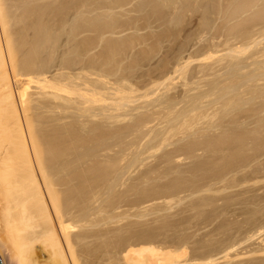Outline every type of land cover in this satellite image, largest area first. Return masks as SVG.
Returning a JSON list of instances; mask_svg holds the SVG:
<instances>
[{
  "label": "rangeland",
  "instance_id": "1",
  "mask_svg": "<svg viewBox=\"0 0 264 264\" xmlns=\"http://www.w3.org/2000/svg\"><path fill=\"white\" fill-rule=\"evenodd\" d=\"M14 1L17 10H14L17 12L14 19L19 24L17 22L14 29L17 32L13 31V36L17 34L14 38L22 40L23 44L14 40V43H19L17 48L23 51V55L24 51L30 54L31 49L32 55L29 56H36L37 65L41 63L40 60L43 62L41 65H46L44 61H47V68L43 66L46 68L44 75L47 80L54 79L58 83L61 78L63 84L68 81L69 85L76 84L81 88L76 89L73 85L69 88L65 83L63 86L72 91L71 95L60 92L63 87L61 85L59 90H53L54 94H62L66 99L60 95L62 100H59L57 94L58 100L56 97L48 98L51 101L47 105L52 106L47 107L49 126L46 131L53 136L60 132L56 137H60L57 139L61 140V147L79 153L77 157L80 158L81 167L92 166L90 168L93 172L89 168L88 172L93 176L92 185L98 190L92 188L94 192L100 191L95 193L96 196L94 194L95 201L97 196L100 198H97L96 209L99 210V201L102 199V203L105 195L109 200H104V204L108 206L109 203L111 206L108 208L102 203L100 209L104 206L105 210L109 209H103V212L109 211L108 218L111 214L114 220L115 217L123 218L118 219L124 225L127 219V226L137 217L138 222L141 215L148 216L144 220L148 219L146 222L149 224L156 225L158 220L164 222H160V225L158 223L160 229L157 227L154 231L156 226L146 225L145 222V227L143 217L141 225L145 228L137 223L135 226L140 225L141 229L136 226L129 231L123 225L124 230L115 229L119 231L117 234L112 227L118 225V221L108 220L103 215L105 213L99 210V214L95 210L97 212L94 211V217L99 218L96 221L107 219V226L113 230L103 233H112L110 237L116 234L112 237L114 239L104 235L114 247L108 246L107 238L95 234L94 252L102 255L100 259L94 253V256L97 255L95 258L100 259L97 262L123 264L124 251L128 245H140L139 242L146 244L145 241L153 244L154 241L155 246L164 250L171 247L174 250L184 248L188 253L186 259L179 260L177 264H197L206 260L211 264H264V0H200L202 3L199 0H194L196 3L193 0ZM244 7L246 10L251 8L254 14L243 10ZM55 24H59L60 28ZM51 25L59 28L57 32ZM48 26L51 27L50 31ZM42 27L46 30L43 33ZM24 44L28 51L23 48ZM29 56L26 54L25 57L29 59ZM31 63L28 64L32 67L30 69L35 70L36 63L33 66ZM64 78L70 79V82ZM34 85L32 92L35 91ZM88 88L92 96L88 95L89 92L85 95ZM79 95H82L81 98ZM66 101L77 102L73 103L80 106L83 104L86 109L78 111L77 108L82 107L73 106L70 102L64 104L72 106L69 112L62 104ZM75 107L77 111L74 112ZM87 108H90L89 111ZM55 111H62L61 116L66 118L58 121L51 119L57 116ZM56 126L61 127L59 132ZM86 162L88 165H85ZM104 165L108 167L105 169ZM100 169L103 173L108 169L105 176L102 173L104 177ZM84 173L81 181L85 178ZM168 201H173L172 205L169 203L171 207H180H167ZM114 205L116 207L112 208ZM126 212L132 220H128L130 218ZM164 212H169L167 216L170 213L173 216L174 213L179 214V218L175 214L173 219L176 221L178 218V221L184 223L175 222L172 216L168 217L169 220L164 217ZM122 213L127 217L124 218ZM99 215L106 219L103 220ZM150 218L155 222L150 220L151 223ZM109 221L116 223H111L112 226ZM171 221L173 224H170ZM105 222H99L104 225L101 228L99 223L94 228L107 227ZM122 222L119 223L120 228ZM119 226L116 228L119 229ZM150 227L155 228L150 230ZM157 233L167 235L164 238V234L158 236ZM104 242L108 243L109 248L105 247Z\"/></svg>",
  "mask_w": 264,
  "mask_h": 264
},
{
  "label": "bare ground",
  "instance_id": "2",
  "mask_svg": "<svg viewBox=\"0 0 264 264\" xmlns=\"http://www.w3.org/2000/svg\"><path fill=\"white\" fill-rule=\"evenodd\" d=\"M167 1V0H166ZM197 1V0H196ZM213 1V0H212ZM254 1V0H253ZM262 1V0H261ZM185 2V1H184ZM193 2H195L193 0ZM200 2V0H199ZM197 2V3H199ZM204 2V1H203ZM14 3H16L14 0H0V264H113L112 262H97V255L98 253H96V251L94 252L95 248H94V239H96L95 237H97L96 235H110L107 232L109 230H112L111 227L109 228L108 225V221L107 219L112 221L113 219V215H109L108 216V212L107 209L111 206L108 203L105 205L104 204V200L108 202V197L104 195V197H107L104 199L103 198V205H105L106 207H108L105 210V206L103 207V209L105 210L103 212V209L101 210L100 207L102 208L103 205H101V200L99 201V210H101L104 215V217L106 216V218H102L103 216H101V218L106 221L104 224H106L107 227L100 229L102 226L99 222H104L102 220H97L98 217H94V211L98 210L95 207L98 203H97V198L100 199L98 196L96 199V201L94 200V194L96 192H94V189H97V187L93 184V181H91V179L93 178V176L91 177V173H89V169L90 171H92V166H86L84 167L86 171H84V168L81 167L82 165L79 164L80 162V158H78L77 156H79L77 154L76 151H71L70 149H64L63 147H61V140L59 141L60 137H56L57 134H59V129L61 127L56 126V129L58 130L59 133H55L56 135H48V132L46 131V128L49 126L48 122L49 120H47L49 117H47V103L51 100L48 101L49 99L55 98L60 100L61 98H63L62 94L61 98L60 95H58V93L56 92L54 94L53 90H59L58 88L62 87L64 84L61 81V78L59 81H57L58 83L54 82L50 79V81L54 82V84L52 82H50L49 80H47V76L44 75L45 69L47 68V61H44L46 59H44L45 57L43 56V61L44 63L46 62V68H43V64L41 65L42 60H40V58H38L37 60H40L41 63H38L37 65V61H36V56L33 55L35 57H31L29 56L31 54V51L29 50L30 54L26 51H24V55H23V51L20 48H17V46L20 44H22V40L19 41L18 39H15L17 37L14 38V36H16L17 34H14L15 26L17 25V22L15 21L16 18L15 17V12L14 10H16ZM187 3V1H186ZM196 3V2H195ZM202 3V1L200 2ZM199 3V4H200ZM256 3V2H255ZM118 4V3H117ZM169 4V3H168ZM191 4V3H190ZM194 4V3H193ZM188 5V4H187ZM195 5V4H194ZM193 5V6H194ZM197 5V4H196ZM239 5V4H238ZM242 5V4H241ZM250 5V4H249ZM247 5V8L248 6ZM257 5V4H255ZM169 6V5H168ZM172 6V4H171ZM198 6V5H197ZM201 6V5H200ZM209 6V5H208ZM207 7V6H206ZM213 7V6H212ZM243 7V6H242ZM189 8V6H188ZM202 8V7H201ZM234 8V7H233ZM239 8V7H238ZM241 8V7H240ZM250 8V7H249ZM197 9V8H196ZM205 9V7L203 8ZM236 9V8H235ZM251 9V8H250ZM246 10V8L244 7L243 10L251 11V10ZM262 9V8H261ZM147 10V9H146ZM149 10V9H148ZM210 10V9H209ZM230 10H232L230 8ZM229 10V12H230ZM256 10V9H255ZM258 10V9H257ZM263 10V9H262ZM17 11V10H16ZM79 11V10H78ZM199 11V8H198ZM235 12V10H233ZM237 11V10H236ZM238 11H240L238 9ZM253 11V10H252ZM251 11V13H252ZM204 12V10H203ZM202 12V14H203ZM207 12V11H206ZM217 12V11H215ZM242 12V11H241ZM246 12V13H247ZM259 13V10L257 11ZM261 12V10H260ZM263 12V11H262ZM209 13V12H208ZM227 13V12H226ZM232 13V12H231ZM229 13V14H231ZM238 13V12H237ZM249 13V12H248ZM247 13V14H248ZM257 13V14H258ZM241 14V13H240ZM244 14V12H243ZM254 14V13H252ZM204 15V14H203ZM234 15V14H232ZM231 15V17H232ZM239 15V14H238ZM246 16V15H245ZM250 16V15H248ZM247 16V17H248ZM213 17V16H211ZM225 17V16H224ZM242 17V15H241ZM240 17V18H241ZM246 17V18H247ZM260 17V16H259ZM263 17V16H261ZM229 18V17H228ZM249 18V17H248ZM257 18V17H255ZM264 18V17H263ZM14 19V21H13ZM212 19V18H211ZM224 19V18H223ZM250 19V18H249ZM254 19V17H253ZM238 20V19H237ZM248 20V19H247ZM246 20V21H247ZM255 20V19H254ZM260 20V19H259ZM207 21V20H206ZM212 21V20H211ZM216 21V20H215ZM226 21V20H224ZM234 21V20H233ZM14 22V23H13ZM59 22V21H58ZM68 22V21H67ZM205 22V21H204ZM208 22V21H207ZM206 22V23H207ZM210 22V20H209ZM221 22V21H220ZM231 22V21H230ZM245 22V21H243ZM16 23V24H15ZM61 23V22H60ZM238 23V22H237ZM240 23V22H239ZM19 24V22H18ZM215 24V23H214ZM56 25V24H55ZM42 25L38 26L41 27ZM59 27V24L56 25ZM74 26V25H73ZM76 26V24H75ZM74 26V27H75ZM90 26V25H89ZM203 26V25H202ZM232 26V25H231ZM239 26V25H237ZM242 26V25H241ZM52 29L55 28V26L51 25ZM50 27V28H51ZM208 27V26H207ZM206 27V28H207ZM211 27V24H210ZM248 27V26H247ZM42 33L45 28L42 27ZM48 26L47 29H49V31L51 30ZM60 28V27H59ZM59 28H55L54 30L57 32V30ZM64 28V27H63ZM241 28V27H240ZM57 29V30H56ZM71 29V28H70ZM73 29V28H72ZM231 29V28H230ZM238 28H236L237 30ZM33 30V29H32ZM76 30V29H75ZM239 30V29H238ZM14 31V32H13ZM40 30L38 29V32ZM54 31V33H56ZM48 33V32H47ZM242 33V32H241ZM123 34V33H122ZM244 34V33H243ZM47 35V34H46ZM56 35V34H55ZM58 35V34H57ZM235 35V34H234ZM233 35V36H234ZM49 36V35H47ZM38 37V36H37ZM43 37V36H42ZM41 37V38H42ZM22 38V37H21ZM44 38V37H43ZM46 38V37H45ZM202 38V37H201ZM200 38V39H201ZM231 38V37H230ZM239 38V37H238ZM67 39V38H66ZM255 39V38H253ZM19 41V43H14L15 41ZM45 40V39H44ZM47 40V39H46ZM50 40V39H48ZM75 40V39H74ZM24 41V40H23ZM41 41V39H40ZM198 41V40H197ZM251 41V38H250ZM37 42V41H36ZM118 42V41H117ZM131 42V41H130ZM252 42V41H251ZM250 42V43H251ZM255 42V41H254ZM26 43V42H24ZM29 42H27L28 44ZM39 43V42H38ZM43 44L45 42H42ZM41 43V46H42ZM16 44V45H15ZM26 44V45H27ZM37 43H35L36 46ZM48 44V43H46ZM51 44V43H50ZM54 44V43H53ZM123 44V43H121ZM225 44V43H224ZM23 45V44H22ZM39 45V44H38ZM52 45V44H51ZM22 48V46H19ZM34 47V46H33ZM40 47V46H39ZM43 47V46H42ZM41 47V48H42ZM47 47V46H46ZM50 47V46H49ZM238 47V46H237ZM236 47V48H237ZM248 47L250 48V45H248ZM248 47H246L247 49H249ZM23 48H28L24 47ZM30 48V47H29ZM40 48V53L43 54V52L41 51ZM215 48V47H212ZM240 48V47H239ZM243 48H245V46H243ZM245 48V49H246ZM18 49V50H17ZM34 49V48H32ZM39 49V48H38ZM44 49V48H43ZM53 49V48H52ZM55 49V48H54ZM124 49V48H123ZM219 49V48H218ZM244 49V51H245ZM22 52V55H20ZM24 50V49H23ZM36 50V47H35ZM51 50V49H50ZM58 50V48H57ZM56 50V51H57ZM118 50V49H117ZM192 50V49H191ZM232 50V49H231ZM234 50V49H233ZM240 50H242L240 48ZM28 51V49H27ZM39 51V50H38ZM77 51V50H76ZM236 51V50H235ZM34 52V51H33ZM32 52V53H33ZM54 52V51H53ZM75 52V51H74ZM73 52V53H74ZM234 52V51H233ZM238 52V51H236ZM246 52V51H245ZM20 53V54H19ZM39 53V52H38ZM76 53V52H75ZM74 53V54H75ZM224 53V52H223ZM222 53V54H223ZM240 53V52H239ZM242 53V52H241ZM244 53V52H243ZM29 56L28 58L30 59V57L32 59H30L31 61H29V59H27L25 56ZM66 54V53H65ZM238 54V53H237ZM32 55V54H31ZM40 55V54H39ZM38 55V56H39ZM45 55V54H44ZM67 55V54H66ZM108 55V54H107ZM23 56V57H22ZM41 56V55H40ZM47 56V55H46ZM105 56V55H104ZM111 57V55H110ZM263 57V56H262ZM49 58V57H48ZM116 58V57H115ZM188 58V57H187ZM264 58V57H263ZM27 59V60H26ZM33 59L35 60L33 62ZM42 59V56H41ZM105 59V58H104ZM200 59V58H199ZM68 60V59H67ZM108 60V57L107 59ZM33 65L38 66L37 69H39V67L43 68V69H39V71H35L36 69V65H35V70L33 68L30 69L29 67V62ZM38 61V62H40ZM70 61V60H68ZM74 61V60H73ZM109 61V60H108ZM106 61V62H108ZM250 61V60H249ZM224 62V61H223ZM69 64V62H67ZM91 63V62H90ZM222 63V62H221ZM50 64V63H49ZM72 64V63H71ZM74 64V63H73ZM253 64V63H252ZM51 65V64H50ZM49 65V66H50ZM65 65V64H64ZM182 65V64H181ZM251 65V64H250ZM66 66V65H65ZM68 66V65H67ZM62 67V66H61ZM64 67V66H63ZM62 67V68H63ZM75 67V66H74ZM212 67V66H211ZM32 68V67H31ZM83 68V67H82ZM90 68V67H88ZM257 69V68H256ZM49 70V69H48ZM83 69H81L82 71ZM89 70V69H88ZM91 70V69H90ZM89 70V71H90ZM35 71V72H34ZM92 71V70H91ZM259 71V70H258ZM47 72V70H46ZM239 72V71H238ZM237 72V73H238ZM49 73V72H48ZM88 73V72H87ZM46 74V73H45ZM77 75V74H76ZM63 76V75H62ZM81 76V75H80ZM228 76V75H227ZM52 77V76H51ZM76 77V76H75ZM90 77V76H89ZM103 77V76H102ZM168 77V76H167ZM238 77V76H237ZM49 78V76H48ZM78 77H76V79H78ZM84 78V76H83ZM106 78V77H105ZM63 79V77H62ZM65 79V78H64ZM235 79V78H234ZM57 80V79H55ZM65 80H69L70 79H65ZM61 81V84H60ZM86 84V81H84ZM32 84H35L34 86V90L32 92L33 86ZM53 84V85H52ZM223 84V83H222ZM61 85V86H60ZM67 87L69 85V83L66 84ZM73 86L77 87L76 89H79L78 86H76V84H72ZM69 85V88L72 86ZM88 85V83H87ZM90 85V83H89ZM95 85V84H94ZM122 85V84H121ZM60 86V87H59ZM65 86V85H64ZM62 87V89L60 90V92H65L66 94L68 93L69 95L70 92H72L71 90H68L67 87ZM81 86V85H80ZM92 86V85H91ZM32 87V88H31ZM104 87V86H103ZM102 87V88H103ZM106 87V86H105ZM149 87V86H148ZM218 88V87H217ZM52 89V91H51ZM81 89V88H80ZM79 89V90H80ZM87 89V88H86ZM92 89V87L90 88ZM104 89V88H103ZM48 90H50L48 92ZM73 90V88H72ZM83 90V89H82ZM102 90V89H101ZM144 90V89H143ZM231 90V89H230ZM77 91V90H76ZM91 92V90L85 92V95H87L86 93ZM59 92V91H58ZM78 92V91H77ZM76 92V93H77ZM82 93H84L83 91H81ZM89 92L88 95H91ZM114 92V91H113ZM75 93V92H74ZM72 93V94H74ZM81 93V94H82ZM94 93V92H93ZM126 93V92H125ZM58 96H57V95ZM64 94V93H63ZM67 94V95H68ZM53 95V96H52ZM55 95V96H54ZM84 95V94H83ZM94 95V94H93ZM117 95V94H116ZM244 95V94H243ZM49 96V97H48ZM66 96V95H65ZM82 96V95H81ZM81 96L79 95V97L81 98ZM92 96V95H91ZM90 96V97H91ZM52 97V98H51ZM89 97V96H88ZM89 97V98H90ZM94 97V96H93ZM98 97V96H97ZM112 97V96H111ZM69 98V97H67ZM57 99V100H58ZM63 99H66V97H64ZM71 99V98H70ZM79 99V98H78ZM84 98H82V102ZM86 99V98H85ZM107 99V98H106ZM206 99V98H205ZM229 99V98H228ZM62 100V99H61ZM75 100V98H74ZM95 100V99H94ZM93 100V101H94ZM103 100H105V98H103ZM55 101V100H54ZM81 101V100H79ZM88 100H86L85 102H87ZM63 102V101H62ZM73 106H80L78 104H74L77 102H72L70 101ZM69 102V103H70ZM95 102V101H94ZM68 103L67 101L65 103H62L65 110H67V108L72 109L71 107H67L64 104ZM68 103V104H69ZM80 103V102H79ZM60 104V103H58ZM61 104V105H62ZM82 104V103H81ZM86 104V103H85ZM93 104V103H92ZM96 104V102H95ZM89 104H87L88 106ZM94 105V104H93ZM144 105V104H143ZM142 105V106H143ZM165 105V104H164ZM231 105V104H230ZM52 106V105H50ZM49 106V107H50ZM56 106V105H54ZM53 106V107H54ZM58 106V105H57ZM85 106V105H84ZM106 106V104H105ZM62 107V106H60ZM75 107V111H77L78 109H81L82 111H84L83 109V104L80 106L82 108H77ZM93 107V106H91ZM90 107V108H91ZM104 107V106H103ZM116 107V106H115ZM119 107V105H118ZM51 108V107H50ZM77 108V110H76ZM89 108V109H90ZM49 109V108H48ZM52 109H56V108H52ZM51 109V110H52ZM57 109L59 110V108L57 107ZM61 109V108H60ZM70 109L68 110L70 112ZM74 109V108H73ZM89 109L87 108V111H89ZM108 109V107H107ZM117 109V108H116ZM155 109V108H154ZM50 110V109H49ZM48 110V111H49ZM103 110V109H102ZM105 110V108H104ZM103 110V111H104ZM118 110V109H117ZM138 110V109H137ZM141 110V109H140ZM161 110V109H160ZM63 111V110H62ZM61 111V112H62ZM67 111V113H69ZM72 111V110H71ZM80 111V110H78ZM81 111V112H82ZM86 111V110H85ZM166 111V110H165ZM210 111V110H209ZM57 112V116H55V118H51V119H56L58 120H64L63 118L66 116H61V112L59 113ZM66 112V111H63ZM91 112V111H90ZM89 112V113H90ZM115 112V111H114ZM147 112V111H146ZM175 112V111H174ZM54 113V112H53ZM66 113V114H67ZM73 113V111H72ZM85 113V112H84ZM104 113V112H103ZM50 114V113H49ZM65 114V115H66ZM86 114V113H85ZM88 114V113H87ZM169 114V113H168ZM55 115V114H54ZM76 115V114H75ZM171 115V114H170ZM178 115V114H177ZM68 116H70V113L68 114ZM67 116V117H68ZM73 116V115H72ZM112 116V115H111ZM181 116V115H180ZM216 116V115H215ZM84 117V116H83ZM88 117V116H87ZM189 117V116H188ZM74 118V117H73ZM122 118V117H121ZM132 118V116H131ZM203 118V117H202ZM125 119V118H124ZM55 120V121H56ZM108 123V122H107ZM160 123V122H159ZM54 126V125H53ZM205 126V125H204ZM105 127V125H104ZM143 127V126H142ZM103 128V127H101ZM191 128V127H190ZM105 129V128H104ZM170 129V128H169ZM174 129V128H173ZM208 129V128H207ZM52 130L54 131V129L52 128ZM103 130V129H102ZM56 131V130H55ZM54 131V132H55ZM168 132V131H167ZM172 132V131H171ZM150 134V132H149ZM59 136V135H58ZM102 137V136H101ZM59 138V139H57ZM78 138V137H77ZM129 139V138H128ZM162 139V138H161ZM165 140V139H164ZM76 141V140H75ZM87 141V140H86ZM92 141V140H91ZM145 141V140H144ZM74 142V141H73ZM78 142V141H77ZM164 142V141H163ZM75 143V142H74ZM63 144V143H62ZM163 145V144H162ZM91 147V146H90ZM91 149V148H89ZM156 149V148H155ZM154 150V149H153ZM92 151V149H91ZM124 151V150H123ZM93 152V151H92ZM151 155V154H150ZM183 157V156H182ZM120 159V157H118ZM123 159V158H121ZM180 159V158H179ZM89 160V159H88ZM177 160V159H176ZM181 160V159H180ZM92 161V160H91ZM90 161V162H91ZM107 161V160H106ZM126 161V160H125ZM89 162V163H90ZM122 163V160L120 161ZM115 163V162H114ZM87 164V162L85 163V165ZM92 164V162L90 163V165ZM110 164V163H109ZM106 164V165H109ZM112 164V163H111ZM88 165V164H87ZM84 166V165H83ZM97 166V165H96ZM101 166V165H100ZM118 166V165H117ZM122 166V164L120 165ZM162 166V165H161ZM83 169H81V168ZM99 167V166H97ZM105 169L108 167H106L105 165L103 166ZM102 168V167H101ZM103 168V170H104ZM141 168V167H140ZM114 169V168H113ZM119 169V168H118ZM83 170L85 175V178L89 181L87 183V180L84 178L82 181L81 179L83 177H81L80 172ZM102 169H100L101 171ZM102 170V171H103ZM108 170V169H107ZM106 170V171H107ZM111 170V167H110ZM122 170V167H121ZM97 171V170H96ZM99 171V172H100ZM101 173V176L104 177L106 174L104 171ZM112 171V170H111ZM93 172V171H92ZM114 172V171H113ZM117 172V170H116ZM119 172V171H118ZM89 173V174H88ZM98 173V174H100ZM103 173V175H102ZM121 173V172H120ZM124 173V172H123ZM95 174V173H94ZM112 174V173H111ZM110 174V177H112ZM90 175V176H89ZM116 175V174H115ZM83 176V175H82ZM100 176V177H101ZM122 176V175H121ZM131 176V175H130ZM81 177V178H80ZM101 177V178H102ZM107 177V176H106ZM115 177V176H114ZM113 177V178H114ZM108 178V177H107ZM116 178V177H115ZM129 178V177H128ZM100 179V178H99ZM93 180V179H92ZM105 180V179H104ZM85 181V182H84ZM91 181V182H90ZM108 181V179H107ZM100 183V182H99ZM112 183V182H111ZM109 183V184H111ZM122 184V182H119V184ZM102 184V183H101ZM116 184V183H115ZM118 184V183H117ZM118 184V185H119ZM104 185V184H103ZM108 185V184H107ZM220 185V184H219ZM94 187V189L92 188ZM96 187V188H95ZM103 187V186H102ZM110 187V186H109ZM112 187V184H111ZM121 188V187H120ZM111 189V188H110ZM98 190V189H97ZM104 190V189H103ZM201 190V189H200ZM102 191V189H101ZM105 191H106V187H105ZM108 189H107V193H108ZM94 192V193H93ZM100 192V191H99ZM98 192V193H99ZM104 193V191H103ZM95 194V196H96ZM199 194V193H198ZM183 195V194H182ZM112 196V194H111ZM110 196V197H111ZM113 197V196H112ZM108 199V200H106ZM124 199V198H123ZM171 199V198H170ZM168 199V200H170ZM111 200V198H110ZM117 200V199H115ZM120 200V199H119ZM145 200V199H144ZM150 200V199H149ZM165 200V199H164ZM163 200V201H164ZM177 200V199H176ZM113 201V200H112ZM141 201V200H140ZM148 201V200H146ZM166 201V200H165ZM95 202V203H94ZM105 202V203H107ZM131 202V201H130ZM171 202V203H170ZM173 201H168V206L171 207ZM97 203V204H96ZM116 203V202H114ZM120 203V202H119ZM134 203V202H133ZM138 203V202H137ZM162 203V202H161ZM164 203V202H163ZM165 203V204H167ZM169 203L171 205H169ZM121 204V203H120ZM153 204V203H152ZM174 204V203H173ZM180 201H179V205H180ZM127 206V205H126ZM144 206V205H143ZM166 206V205H165ZM177 205H175L176 207ZM182 206V205H181ZM186 206H188L186 204ZM95 207V209H94ZM116 207V205L112 206V208ZM119 207V206H118ZM117 207V208H118ZM146 207V204H145ZM150 207V206H148ZM169 207V208H170ZM174 207V206H173ZM171 207V208H173ZM174 207V208H175ZM180 207V206H178ZM176 207V208H178ZM183 207V206H182ZM190 207V205H189ZM111 208V210H112ZM120 208V207H119ZM134 208V207H133ZM141 208V207H140ZM147 208V207H146ZM170 208V209H171ZM173 208V209H174ZM188 208V207H187ZM121 209V208H120ZM129 209V208H128ZM153 209V208H152ZM190 209V208H189ZM98 210V211H99ZM109 210V209H108ZM110 210V211H111ZM123 209H121L122 211ZM125 210V209H124ZM143 210V208H142ZM154 210V209H153ZM172 210V209H171ZM171 210H168L169 212H171ZM99 211L98 213L101 214ZM113 211V210H112ZM129 211V210H128ZM127 211V212H128ZM133 211V210H132ZM164 211V210H163ZM167 211V210H166ZM97 212V211H95ZM119 211H117L116 213H118ZM126 212V214H127ZM145 212V211H144ZM156 212V211H155ZM158 212V211H157ZM167 212V213H169ZM186 212V211H185ZM188 212V211H187ZM107 213V215H106ZM112 213V212H111ZM115 213V211H114ZM121 213V212H120ZM159 213V212H158ZM165 213V212H164ZM165 213V215L167 214ZM174 213V212H173ZM139 214V213H138ZM143 214V213H142ZM149 214V213H148ZM151 214V213H150ZM153 214V212H152ZM163 214V213H162ZM177 213H174V216ZM185 214V213H184ZM97 215V214H96ZM95 215V216H96ZM119 215V214H118ZM122 215H124V213H122ZM129 215V214H127ZM133 215V214H131ZM141 215V214H139ZM164 215V214H163ZM171 217V219H173V214L171 215V213L169 214ZM178 218H179V214ZM176 215V216H177ZM192 215V214H191ZM98 216V215H97ZM115 216V215H114ZM120 216V215H119ZM157 216V215H156ZM159 216V215H158ZM170 216H164V217H170ZM112 217V218H111ZM127 216L124 215V218H126ZM134 217V216H133ZM136 217V216H135ZM141 217L143 218L144 215ZM145 217H148L145 215ZM145 217L143 218V220L145 219ZM151 217V215L149 216ZM153 217V216H152ZM163 217V216H162ZM161 217V219H162ZM185 217V216H184ZM190 217V216H189ZM100 218V219H101ZM119 218V217H118ZM116 219L114 221H118V225L115 224L114 222H110L109 221V225L111 223H114L115 225L119 226V223H121L122 221H119V219ZM128 220H132L130 217V215L128 216ZM139 218V217H137ZM133 219V221H131L128 223V226L131 225L130 227L127 226V219L124 221L126 225H124V223L122 222L121 228L119 226V229H117L115 227V225L113 226L112 224V228H114V232L116 230H124V226L127 227V230H131V227H135V224L140 223L141 225V221L142 218L139 219V221L137 222L138 219ZM160 218V217H159ZM157 218V219H159ZM166 218V219H167ZM177 218V219H178ZM182 218V217H181ZM186 218V217H185ZM99 219V218H98ZM123 219V218H122ZM121 219V220H122ZM155 220H157L156 218H154ZM169 220H171L170 218H168ZM167 219V220H168ZM176 219H173L175 222H181L184 223L182 221H178ZM184 219V218H183ZM188 219V218H186ZM191 219V218H190ZM148 221V219H146ZM146 220H144V225ZM152 221L153 219L150 218L149 221ZM166 220V221H167ZM172 220V221H173ZM180 220V219H179ZM150 221V222H151ZM154 221V220H153ZM171 221V222H172ZM185 221V219L183 220ZM192 221V220H191ZM97 222V223H96ZM155 222V221H154ZM161 222V220H160ZM160 222L158 220V222H156V225L153 224H149L148 222H146V225L149 224L150 226H156L155 227H150L149 229L151 230L152 228L155 230H157V227H159ZM99 223V224H98ZM132 223H134L132 226ZM153 223V222H151ZM159 223V225H158ZM101 225L100 228L97 227L96 229L94 227H96V225ZM143 224V223H142ZM155 224V223H154ZM161 224H164V222H161ZM170 224H173L170 223ZM169 224V225H170ZM194 224V223H192ZM124 225V226H123ZM139 225V224H138ZM139 225V226H140ZM145 225V227H146ZM186 225V224H185ZM123 226V229H122ZM137 226V227H139ZM143 225H141L140 227H142ZM165 226V225H164ZM161 225V227H164ZM139 227V228H140ZM144 227V226H143ZM144 227V228H145ZM167 227V226H165ZM164 227V228H165ZM173 227V226H172ZM178 227V226H177ZM184 227V225H183ZM130 228V229H129ZM134 228V229H135ZM148 228V227H147ZM181 228V227H180ZM185 228V227H184ZM116 229V230H115ZM132 228V231L134 230ZM141 229V228H140ZM152 229V230H153ZM160 229V227L158 228V230ZM179 229V227H178ZM104 230V231H103ZM112 230V231H113ZM126 230V229H125ZM139 230V229H138ZM144 230V229H143ZM162 230V229H161ZM160 230V231H161ZM185 230V229H184ZM102 233V234H98ZM107 231L105 234L103 232ZM128 231V232H129ZM146 231V229H145ZM164 231V230H162ZM169 229H167V233H168ZM179 231V230H178ZM177 231V232H178ZM186 231V230H185ZM261 231V230H260ZM97 232V233H96ZM127 232V231H125ZM134 232H136L134 230ZM166 232V230L164 231ZM115 233H119V231H116ZM114 233V234H115ZM137 233V232H136ZM155 233V232H154ZM96 234V235H95ZM114 234L112 235V237L114 236ZM126 234V233H124ZM133 232L131 233L132 236ZM138 234V233H137ZM158 234V233H157ZM164 234V235H163ZM162 235L164 236V238L166 237L165 233H163ZM170 234V233H169ZM172 234V233H171ZM116 235V234H115ZM139 235V234H138ZM136 235V236H138ZM161 234H158V236H160ZM161 235V236H162ZM187 235V234H186ZM258 235V234H257ZM95 236V237H94ZM109 236V237H110ZM119 236V235H118ZM125 236V235H124ZM127 236V235H126ZM156 236V234H155ZM169 236V235H168ZM105 239L107 238L108 243H109V238L104 236ZM110 237V239H114ZM121 239H123V236ZM129 237V235L127 236ZM144 237V236H143ZM175 237V236H174ZM173 237V238H174ZM255 237V236H254ZM118 238V237H117ZM163 238V237H162ZM163 238V239H164ZM168 238V237H167ZM171 238V237H170ZM169 238V239H170ZM177 238V237H175ZM187 237H185L186 239ZM102 239V237H101ZM146 239V238H145ZM156 239V238H155ZM160 239V238H159ZM184 239V238H183ZM253 239V238H252ZM144 240V239H143ZM98 241V240H95ZM103 241V240H102ZM130 241V239H129ZM141 241V240H140ZM151 241V240H150ZM162 242L164 240H161ZM245 241V240H244ZM100 242V241H98ZM97 242V243H98ZM138 242V241H137ZM144 242V241H142ZM146 244H141V242H139L140 245H126L127 248L124 251V263L123 264H177L179 262V260L184 259L186 257V255L188 253H186L187 251L183 248L180 249L181 247L175 248V250L173 249V247L168 248L169 250H164L161 247L155 246L154 245V241L153 244L145 241ZM157 242V240H156ZM155 242V243H156ZM184 242V241H183ZM96 243V242H95ZM96 243V244H97ZM105 243V242H104ZM107 243V242H106ZM105 243V247H107V244ZM111 243V242H110ZM111 247H114L113 243H111ZM120 244V242H118ZM134 243V242H133ZM182 243V242H181ZM243 243V242H242ZM100 244V243H99ZM138 244V243H136ZM165 244V243H164ZM163 244V245H164ZM186 244V243H185ZM184 244V245H185ZM101 245V244H100ZM158 245V244H156ZM96 247V245H95ZM99 247V246H98ZM101 248V246H100ZM105 248V249H106ZM125 248V247H124ZM114 249V248H113ZM173 249V250H172ZM230 249V248H229ZM233 249V248H232ZM107 250V249H106ZM116 249H114L115 251ZM101 251V249H100ZM98 250V252H100ZM105 252V251H104ZM107 252V251H106ZM118 252V251H117ZM94 253L95 256H94ZM110 253V252H107ZM105 253V254H107ZM112 253V252H111ZM121 253V252H120ZM119 253V254H120ZM123 253V252H122ZM118 254V255H119ZM225 254V253H224ZM98 258L102 255L99 253L98 254ZM107 257V255H105ZM115 256V255H114ZM100 257V259H101ZM112 257V256H111ZM204 257V256H202ZM209 257V256H208ZM207 258V257H206ZM205 258V259H206ZM96 259V260H95ZM99 259V260H100ZM107 259V258H106ZM186 259V258H185ZM204 259V258H203ZM204 259V260H205ZM208 259V258H207ZM210 259V258H209ZM232 259V258H231ZM95 260V261H94ZM98 260V261H99ZM119 260V258H118ZM203 260V261H204ZM128 261H132V262H128ZM186 261V260H185ZM212 261V260H211ZM122 262V261H121ZM118 263V262H117ZM193 263V262H192ZM116 264V263H115ZM121 264V263H119ZM197 264H211V262H209V260L204 261V262H197Z\"/></svg>",
  "mask_w": 264,
  "mask_h": 264
}]
</instances>
